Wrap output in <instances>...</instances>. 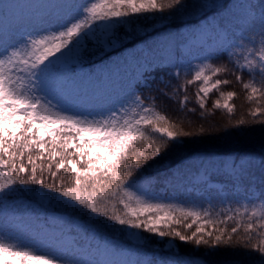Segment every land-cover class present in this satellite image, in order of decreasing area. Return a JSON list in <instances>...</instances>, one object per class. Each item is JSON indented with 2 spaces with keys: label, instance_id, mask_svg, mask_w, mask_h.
Instances as JSON below:
<instances>
[{
  "label": "snow or ice",
  "instance_id": "snow-or-ice-1",
  "mask_svg": "<svg viewBox=\"0 0 264 264\" xmlns=\"http://www.w3.org/2000/svg\"><path fill=\"white\" fill-rule=\"evenodd\" d=\"M8 18L0 264H264V0H48ZM226 75L250 105L239 118ZM194 84L201 120L222 110L219 131L262 148L225 165L231 189L198 193L208 208L165 202L145 172L216 130L190 119L186 129ZM154 93L183 116L165 114ZM213 201L228 206L213 211ZM76 220L73 235L63 225Z\"/></svg>",
  "mask_w": 264,
  "mask_h": 264
},
{
  "label": "trees",
  "instance_id": "trees-1",
  "mask_svg": "<svg viewBox=\"0 0 264 264\" xmlns=\"http://www.w3.org/2000/svg\"><path fill=\"white\" fill-rule=\"evenodd\" d=\"M199 52L198 50H192V56L187 57V60L190 61L191 65L193 66L192 71H195V66L200 64L202 61L195 56V54ZM201 53V52H200ZM115 53H112L114 55ZM227 55L224 54L223 56L219 57L218 60H213L210 62L220 63L226 62ZM231 68L232 66L229 65ZM187 70V69H185ZM175 71V70H173ZM245 79L248 78L247 73L244 74ZM188 79L191 78L189 75ZM220 78H226L233 81V84L226 85L222 90L230 91L235 90L239 93L237 98L234 99L233 103L236 105L237 115L235 118H239L240 114H246L247 109L250 107L249 103L245 100V93L242 90V86L240 84L235 83V78L232 75L222 76ZM259 79V77H257ZM199 87L198 84H194L188 86L187 95L189 96L190 103L188 105L189 108L196 107L197 112L196 114H189L185 121V126L187 129V119L193 121V127H198L200 124H204L206 127L210 122L213 123V127L216 130H213L209 134L206 135L204 138H198L197 142L189 143L182 149H173L170 150L166 156H162L158 158L154 162H150V166L145 169V172L149 176L156 177V182L153 184V188L156 192H158L161 197L166 192L176 191L177 194L182 196L184 199H188L189 196L196 195V193L192 190L181 189L179 182L174 180H167L169 173L173 170L175 165L183 166L191 163H195L196 166L198 163L203 162L204 159H212L214 157H226L230 156L233 158L234 156H239L249 152H256L260 153L262 151L261 148V141L257 137L255 139H233L226 137L222 131L218 129H222L223 125L227 123V116L222 110H215L214 114L208 116L207 119L201 120L199 118V108L195 105V92L196 89ZM144 92L145 95H148L147 90H141ZM158 98L156 100V104L158 105L159 109H163L165 114L169 115L170 117H178L183 116V113L177 111L178 105L173 103L170 100L165 99L164 97L159 96L158 93H154ZM218 96V93H212L208 99L207 107L209 109L212 108V101H214ZM182 98V97H181ZM148 103V101H146ZM200 171V169H198ZM217 173L223 174L225 177H229V175L224 174L220 171ZM214 192V191H213ZM213 195L215 193H212ZM184 195V196H183ZM180 196H171L165 199V202L169 203H183L180 200ZM184 204V203H183ZM228 205L220 204L216 201V205L214 207L215 210L221 209L223 207H227ZM23 211V209H21ZM72 223V222H71ZM179 243V242H177ZM181 252H186L190 250V246H185L182 243L180 244ZM148 255H151V252L148 251Z\"/></svg>",
  "mask_w": 264,
  "mask_h": 264
},
{
  "label": "rangeland",
  "instance_id": "rangeland-1",
  "mask_svg": "<svg viewBox=\"0 0 264 264\" xmlns=\"http://www.w3.org/2000/svg\"><path fill=\"white\" fill-rule=\"evenodd\" d=\"M48 0H0V28H4L9 23L8 14L11 11H27L29 8L35 5L45 4ZM203 39H206L203 38ZM209 43H211L209 41ZM193 50H197L195 47ZM202 55V53L197 52L194 57H198ZM232 158L230 156L226 157H214L212 159H204L203 162L198 163L196 166L195 163L177 166L173 168V170L169 173L167 180L180 181V188L192 190L196 193V195L189 196L188 199H184L182 196L177 194L176 191L166 192L163 194L162 198H168L171 196H180V200L184 203L185 206H193L195 203L196 206L201 208H208L209 202L207 200L200 199L198 193L205 191L208 188V185H214L215 188L212 190V193H215V189H219L222 186H227V188H232V179L231 177H225L223 174L217 173V169L220 172L228 175V170L225 168V165L231 163ZM200 169V171H198ZM205 169H207V173H205ZM207 181L205 183L204 181ZM214 191V192H213ZM207 194V193H206ZM184 196V195H183ZM216 205V201L212 202L213 211H219L220 209L215 210L214 207ZM227 205V203H225ZM2 215V212H0ZM80 221L76 220L69 224H64L63 227L65 230L68 228H72L73 232L71 234H77V225ZM3 225L0 224V227ZM10 227H16V225H9ZM95 244V241H91ZM81 243L87 244L89 243V239L83 237L81 239ZM83 260H87V255H83L80 257Z\"/></svg>",
  "mask_w": 264,
  "mask_h": 264
}]
</instances>
